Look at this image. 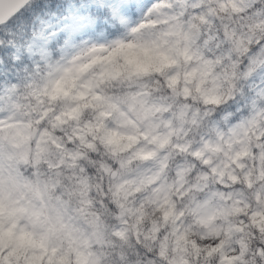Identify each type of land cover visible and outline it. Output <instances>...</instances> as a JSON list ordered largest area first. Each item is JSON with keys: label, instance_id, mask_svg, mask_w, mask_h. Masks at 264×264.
<instances>
[{"label": "clouds", "instance_id": "clouds-1", "mask_svg": "<svg viewBox=\"0 0 264 264\" xmlns=\"http://www.w3.org/2000/svg\"><path fill=\"white\" fill-rule=\"evenodd\" d=\"M171 4L167 22L137 17L145 35L171 29L177 48L183 46L184 55L163 69L137 74L125 54L90 53L79 40L52 49L47 63L27 66L55 78L70 69L87 94L56 128L45 123L35 143L19 149L18 198L39 215L17 223L40 235L55 220L61 264H174L185 250L177 220L191 225L201 248L228 242L242 248L234 258L264 245V199L257 192L264 188V96L258 95L264 72L249 68V54L264 48V18L257 16L264 0H221L215 20L192 0ZM146 110L154 124L147 143L135 123H144ZM45 130L59 143L49 144ZM220 140L234 154L222 174L212 171L218 167L212 157L191 154L202 142ZM209 193L219 194L213 230L187 214L193 199L205 201ZM206 261L220 264L191 258V264Z\"/></svg>", "mask_w": 264, "mask_h": 264}, {"label": "snow or ice", "instance_id": "snow-or-ice-1", "mask_svg": "<svg viewBox=\"0 0 264 264\" xmlns=\"http://www.w3.org/2000/svg\"><path fill=\"white\" fill-rule=\"evenodd\" d=\"M192 2L206 6L208 17L216 19L221 0ZM181 3L184 0H177V6ZM173 11L171 0H0V264H61L55 220H51L46 232L40 235L27 233L17 223L39 215L38 209L23 206L18 198L23 187L17 171L21 158L19 149L27 140L35 143L33 137L41 135L45 123L56 128L65 118L64 113L72 112L77 107L76 102L87 95L75 82L70 69L64 76L55 78L51 72L47 75L30 73L27 66L37 59L47 63L52 49L58 45L68 47L79 40L90 53L125 54L130 57L129 62L137 74L147 73L150 68L163 69L175 63L177 56L184 55L183 46L177 48L171 29L145 35L144 25L137 21V17L142 18L147 13L167 22ZM257 16L264 18V11L258 12ZM84 36L93 37L96 42L82 40ZM259 56H264V48L259 53L249 54V68L255 70L259 65L260 71L264 72V63ZM261 79L264 80V76ZM258 95L264 96V91ZM5 114L8 115L6 120L3 118ZM142 119L143 124L135 123L147 143L154 127L153 118L146 110ZM45 134L51 136L49 144L59 143L46 130ZM131 138L136 139L135 136ZM177 147L181 146L178 144ZM183 147L189 148L190 145ZM261 149L264 151V145ZM191 154L196 158L207 154L215 159L218 167L214 166L212 171L218 174H222L225 165L231 164L234 155L222 140L202 142ZM202 162L208 165L213 161L203 158ZM257 192L264 199V188L258 187ZM218 195L209 193L205 201L193 199L187 214L209 230L215 229L214 219L219 206H214V201ZM38 196L44 198L42 192ZM176 226L178 245L185 250L181 253L182 258L178 257L174 264H191L192 256L197 262L202 257L208 260L215 257L220 264H253L254 261L259 264L264 261V245L234 258L232 252L243 251L242 248L236 249L230 242L201 248L198 241L191 239V225L177 220ZM249 256L253 259L249 260Z\"/></svg>", "mask_w": 264, "mask_h": 264}]
</instances>
